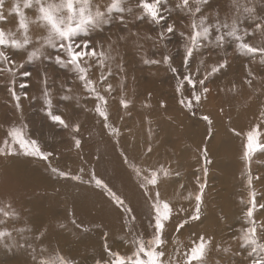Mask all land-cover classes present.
<instances>
[{"label": "bare ground", "instance_id": "1", "mask_svg": "<svg viewBox=\"0 0 264 264\" xmlns=\"http://www.w3.org/2000/svg\"><path fill=\"white\" fill-rule=\"evenodd\" d=\"M16 1L22 2L23 5L22 10L17 11L16 20L12 24L21 29V33L18 31L16 34L21 42H26V33L33 36L42 35L46 28L41 25L49 26L57 22V10L47 7L48 4H63L67 7V0H40L37 11L32 7L37 3V0ZM135 1L137 4L138 0ZM71 2L74 4L72 14L77 17L84 15L83 5H80L79 0H71ZM87 2L90 3V0ZM177 2L178 0H166V3L161 6L170 14L175 15L169 24H180L177 31L180 34L184 33L185 36L190 35L192 19L186 11L176 7ZM241 3L255 8V20L243 13L242 9L237 11L233 6V0H208L207 4L202 6V12L197 14V17L207 16L208 22L212 24L217 19L220 21L227 19L230 23L232 18L238 17L241 29L252 31L256 23L264 21V15H262L264 0H241ZM105 7L103 6L101 9L103 10ZM215 7L218 11H211ZM26 9L28 10L26 11ZM33 11L34 16H30L29 13ZM113 12L115 11L113 10ZM41 14L47 19L46 23H33L31 18L36 15L43 17ZM69 14L67 11L66 17L63 18L65 21ZM122 14L126 16L123 18L129 19L127 21L129 27L126 32L116 29L106 37L109 42H111L110 39H113L111 43L115 45L109 46L108 44L110 48L108 51L114 58L111 61H105L103 73L107 79L101 82V68L95 59L85 57L88 63H81L89 68L88 78L93 80L97 90L106 97L105 107L109 114L108 123L118 129V132L111 133L109 129L104 128L103 118L98 117L95 112L98 101L92 95L89 98L86 97L90 93L85 90L84 86L81 87L83 82L79 79L74 81L71 92L68 94L58 93L59 97L71 96L69 100L62 99L67 104L65 109H68L63 111L65 113V117H63L69 124L67 129L62 126L56 128L55 124L50 122L41 125V119H38L37 122L33 119L28 124L27 116L32 115L28 104L31 100L36 103V107L40 109L43 117L46 112L45 108L42 109L40 100L35 98L36 95L27 98V100L22 99L20 110L24 114L22 116L27 123V128L25 127L26 130H23L24 126H20V128L23 133L30 134V138L37 139L43 150L51 152L53 158L50 159H54V161L49 165L45 160L25 156L19 151L14 155H0V208L15 213L7 218L0 215V219L5 220L4 224H0V230L7 229L11 233V236L0 239V264H39L41 260L59 256L72 261L73 264H96L98 259L105 261L108 258L105 254V243L110 246L111 250L115 248L116 252L121 255H131L136 247L132 243L133 237H142L147 243L154 233V214L151 208L153 200L151 197H154L157 191L167 192V202L174 208L173 217L165 222L166 244L163 246L165 261L176 264V261L179 260L182 264L183 260L180 255L190 252V249L199 243L200 236L212 241L211 248L206 252L204 258L205 264H216L218 254L224 253V247H221L219 243L218 228L213 221L216 220L214 219L216 215L209 207V202L205 206L206 211H203V206L201 207V219L189 220V223L183 228L178 227L194 211V197L197 191L199 192L197 184H193L195 187L177 186L179 189L169 192V183L168 185L166 183L168 181H158L156 188L149 186L150 197H146L140 188L135 189V187L143 182V176L148 172L158 170L159 163L166 164L167 160L180 154L183 148L194 145L191 142V129L184 124L174 125L180 117L176 119L174 117L177 115L176 111L168 110L166 104L168 105L170 99H162L165 91H170L172 94L176 92L177 86L186 72L190 71L198 80L207 76L204 86L210 91L206 97L208 101H211L210 105L213 107L211 114H215V109L219 112L215 117V122L220 127L224 124L223 116L230 115L236 116L239 121L236 124L244 122L246 130L252 124L258 126L261 125L260 122L263 123L264 113L262 114L260 105L264 102V65L261 64V54L239 53L235 47L236 42L231 38H227L222 47H214L202 40V48L198 53H194L190 60L191 67L186 69L183 64L185 36H182V47L178 48V51L182 52L179 54L180 61H175L169 50V45H166L167 33L162 30L160 24H156L150 19L139 23L141 18L147 17L139 8L133 9L131 14L127 11ZM184 16L186 21L183 23L179 18H184ZM162 31L166 33L163 40L159 38V33ZM222 31L224 30L222 29ZM22 33L25 36H22ZM81 34L84 36L83 33ZM215 34L213 30V38ZM247 41L260 46L264 43V38L258 34L255 38L246 37L245 42ZM231 42L234 45L229 51L228 45ZM93 47L97 48L94 50L98 53L102 51L100 44ZM171 47L173 48V46ZM48 48L47 46L42 50ZM166 54L173 58L172 64L177 68L178 76H181L180 78L176 76L179 78L177 80L174 74H171L168 65L163 62L158 65L144 63L145 59L162 61ZM252 57L255 59H251ZM17 60H20L21 63L24 59ZM200 60L204 61L203 65L200 64ZM224 60H227V67L215 74L208 75L212 65ZM37 66L38 69H42L43 63L40 61ZM109 68L111 75H108ZM249 72L252 73V76H249ZM250 78L253 81L248 84L247 80ZM212 81L214 85H210ZM108 84L112 85L111 92L105 91ZM45 87L47 85L43 82L41 86L38 85L37 90H44ZM200 91V86L197 84V92ZM2 92L4 93V91H0V147L5 146L6 140L10 145L12 143L7 138L10 136L7 134V130L5 131V126L9 128L16 126L13 125L15 117L12 120L9 115L11 110L9 101H4ZM147 96H150L151 99L147 100ZM121 99L128 102V108L122 107ZM5 100H9V97H6ZM54 101L57 105L58 98ZM161 102L164 106L161 105ZM68 113L73 114L71 119H68ZM183 122L185 121L183 120ZM76 124L80 125V130L78 133H73L71 128ZM172 125L174 128L171 127ZM263 126L264 124L261 128ZM87 135L89 138L85 139ZM229 135L228 133V141L224 138L221 142L223 150L230 148L229 150L237 155L236 140ZM74 136L81 140L79 149L75 147ZM178 139L184 141L185 147L175 144ZM232 142L234 143L230 147ZM14 146L13 148L19 149ZM149 148L151 151L148 150ZM121 153L128 158V164L123 162L124 156ZM70 162L74 165H69ZM133 164L141 169L140 176H137L133 171ZM86 165H92L88 166V173H86ZM227 166L228 164L221 162L216 171L222 172ZM53 167L69 172L71 175H80L83 180L90 179L94 169L97 176L103 178L114 188V191L126 198V206L131 207L133 210L131 215L135 216L134 222H131V228L128 227L129 214L112 204L100 189L95 188L94 185L74 181L70 177H60L51 171ZM81 169L84 171L81 172ZM173 182L171 181L172 186H174ZM124 183L128 184L130 188L124 187ZM117 184L122 186L119 187ZM162 198L165 197L161 196ZM205 199V195H203L202 201ZM181 208L184 211H179ZM73 219L81 227L74 225ZM42 231L45 233L43 236L40 235ZM105 235H107V239L103 240ZM120 241L125 242L126 245L123 247L116 245ZM127 244L133 248V251L127 252L126 250L124 252V249H127ZM226 248L231 251L235 248V244L230 243ZM33 255L36 256L35 260ZM183 257L185 258L184 255ZM141 258L147 259L143 254H141ZM193 264H197V262L193 261Z\"/></svg>", "mask_w": 264, "mask_h": 264}, {"label": "snow or ice", "instance_id": "2", "mask_svg": "<svg viewBox=\"0 0 264 264\" xmlns=\"http://www.w3.org/2000/svg\"><path fill=\"white\" fill-rule=\"evenodd\" d=\"M208 0H178L176 7L186 11L191 19V34L185 36L184 33H181L182 36H185L183 49V64L187 69L189 67V63L194 53H198L202 48L201 41H207L209 45L214 47H222L226 42L227 38H231L235 43V47L241 54H251L255 55L256 53L261 54V64L264 65V43L260 46H256L252 43L245 42L246 37H257L264 38V21L260 23H256L255 27L252 31L248 29H241L238 17H234L231 19L229 23L227 19L224 21L216 20L214 24L208 22V17L204 15H200L197 17V14L202 12V6L206 5ZM83 8L82 11L84 15L77 17L73 15L74 4L71 0H67V7L63 4L54 5L48 4L47 7L55 8L57 15V22L55 24L49 25L48 36L44 38L43 43L39 46H35L31 41L28 42H13V39L9 35V39L7 43H0V46H8L10 45L13 49H26L27 46L33 45L34 50L27 53V61L32 62L36 59H39L41 54V49L46 46L49 48L56 49L58 47L59 42V50H61L66 59L61 55L57 54L54 57L55 63L62 68H69L72 72H74L79 81L83 82V86L85 90L90 93L98 103L95 106V112L103 118L104 120V128L109 129L111 133L118 132V129L114 128L110 123H108L109 114L105 105L107 104L106 97L102 95L94 85L93 80L88 78L89 68L85 67L81 64V60H84L85 57L89 59H95L101 68V82L107 79V76L104 75L103 69L105 66V61H111L112 55L110 51H101L97 53L95 50L90 49V44L85 41L83 44H77L73 42V37H76L78 34L83 33L86 37L89 34L90 30L98 29L103 24H107L110 21V16L105 14V11L101 9V7L96 6L93 9V6L87 2V0H82ZM129 3V0H112L110 6H107V13H112L113 10L116 12L123 13L127 11L129 14L133 12L131 7L125 8L123 5ZM166 0H138L136 7L142 10L143 14H146L152 22L156 24H160L164 17L161 15V5L165 4ZM233 6L237 11L242 9L243 13H246L253 20L255 17V8L248 6L246 3H241V0H233ZM28 9H26L27 11ZM60 11H68L69 17L67 21L60 17ZM123 19V18H122ZM222 29L224 31H222ZM215 31V36L213 38L212 33ZM174 31V25L169 24L166 27V33H172ZM164 31L159 33V38L163 40L165 38ZM81 49V50H77ZM172 57L170 55H164L161 60L158 59H145V64L158 65L161 62L168 65L170 70L173 73H176L178 70L172 64ZM88 61L84 60V64H87ZM204 61L200 60V64L203 65ZM0 64H14L16 69L23 67L22 64H17L14 60L11 59L9 55L6 54L4 50H0ZM227 67V60L223 62L214 64L211 66L210 72L208 75L215 74L219 72L221 69ZM2 71H13L12 68L6 67L0 69ZM122 70V69H121ZM199 72V69H197ZM111 69L109 68L108 75H111ZM15 75V72H13ZM24 76H30L31 73L25 71L23 73ZM249 76H252V73L249 72ZM207 76L203 79H196V76L189 72H186L182 76V80L177 87V92H180L181 99L179 103L183 105L189 111H192L195 107V104H199L202 100V97L206 96V94L210 91L205 85V80ZM190 86L191 93L190 97H186L184 95V84ZM46 83V81H45ZM248 84H251L252 81H247ZM197 84H199L201 91L197 92ZM22 88H26V85H21ZM112 85L108 84L105 91L111 92ZM13 100L15 101L14 106L17 109L21 108V97L16 94L14 89H10ZM68 92H71V89H68ZM26 98V94H25ZM64 100L71 99L70 95H64L61 97ZM79 99V97H77ZM43 101L46 106L44 109L46 112V116L50 118V120L54 124H58L63 128H69V124L66 122L64 118L60 114H54V105L51 99L50 91L47 87L43 90ZM195 101V104L193 103ZM120 104L124 108H128V102L124 99H121ZM163 105V102H161ZM204 121L207 122L209 126L212 125L213 121L210 119L208 115H204L202 117ZM80 130V125L76 124L71 128L73 133H78ZM239 134V133H237ZM8 135L11 137L12 144L19 145V149H15L5 141V146L0 147V155H14L17 151L21 152L25 156L36 157L41 160H49L52 156L51 152L45 151L42 149L40 142L37 139H33L30 137H26L23 133L22 128L12 127ZM264 135V133L259 132V126L253 128L251 131L247 133L246 137V145L244 150V158L245 160H250L252 154L257 151H264V144L259 143V137ZM75 147L79 149L81 147V140L73 137ZM151 151V149H148ZM124 156L123 153H121ZM205 157V163H210L211 161L207 159V150L205 149L203 152ZM123 162L125 164L129 163V160L126 156H124ZM133 171L137 174V176L141 175V169L136 167V165H132ZM51 171L60 177H70L74 181H80L81 183L94 185L95 188L100 189L108 198L109 201L114 204L117 208L123 209L125 213H128L130 216V222L128 227L131 228V222H134L135 216H132V209L129 206H126V198L122 195L118 194L113 188L106 182L103 178L97 176L95 170H92L90 179L83 180L80 175H71L69 172L60 171L58 168H51ZM81 172L84 169L80 170ZM204 172H207V168L204 169ZM161 174L165 177L170 175L169 170L165 169L161 166L158 170H151L147 175L143 176V182L139 185L140 189L143 190V194L146 197H150L149 186L156 187L158 185V181L160 179ZM248 184L251 186L252 178L249 176ZM205 188L204 183H200L199 192L195 195V208L194 211L185 218L179 225V228H183L186 224L191 221H197L200 219L201 213V204L203 191ZM252 199L250 201L251 207H248L246 212V218L248 220V224L250 225L242 234L241 240L245 245L250 247L249 256L254 257L252 259V264H264V242H261L260 238L257 236V228L260 227L264 229V223L257 225V223L253 220L254 209L257 207V201L255 199L256 193H251ZM153 203L151 204V208L154 214V233L145 243V240L137 237H133L132 243L136 245L134 252L131 255L124 256L119 252H113L110 249V246L105 243L104 248L105 252L110 257L107 261L97 260L96 264H170V261H165L163 258L165 256V252L163 251V246L166 244L165 240V227L167 221H169L173 217L174 208L170 205L169 202L162 200L160 192L157 191L154 197H151ZM260 208H264V203L259 204ZM179 211H184V209H179ZM0 215L7 218L10 215H15L14 212H9L0 208ZM5 220L0 219V224H4ZM72 223L77 227H81V225L77 224L76 220L73 219ZM87 230V229H85ZM45 233L42 231L40 233L43 236ZM11 236V233L5 229L0 230V239ZM212 241L204 236L199 237V243L195 244L190 249V252L184 253L185 259L182 264H193V261L197 262V264H205V256L206 252L210 250ZM159 249V250H158ZM43 251V250H42ZM223 251L228 252L229 248H224ZM35 252V249H33ZM141 254L147 257V259H142ZM33 259H36V256L33 255ZM39 264H73L72 261L65 259L63 256H59L53 259L41 260ZM176 264H181L179 260L176 261Z\"/></svg>", "mask_w": 264, "mask_h": 264}, {"label": "rangeland", "instance_id": "3", "mask_svg": "<svg viewBox=\"0 0 264 264\" xmlns=\"http://www.w3.org/2000/svg\"><path fill=\"white\" fill-rule=\"evenodd\" d=\"M111 2L112 0H98L97 2L96 0H90V4L93 6V9L96 6H99L101 8L103 6H106L105 8H103V10L105 11L106 15H109L111 17L110 21L107 24L101 25V27L98 29L90 30L89 32L93 33H89V35H87L86 37L82 36V34H78L76 38H73L74 43L83 44L85 41H87L91 46L89 51L97 49L93 46H98L100 44L102 51H108L110 49L109 46L114 44L111 43L113 39H110L111 42H109L106 37L109 36L110 33H113L116 29H121L124 33L126 32L127 28L129 27L127 25V21H129V19L123 18L126 16H123V14L121 15L120 12H116L115 10V12H112L110 14L107 13V6H110ZM149 2H151V0H149ZM79 3L80 5H83L82 0H79ZM22 5V2L18 3L16 1L15 3L10 5L8 0H0V43L8 42L9 31L14 33V35L11 36L12 38H14L13 42H21V40H18V35H16L18 31H21V29L18 26H13L12 22L16 20L17 11L22 10ZM136 5L137 4L135 0H129V3L123 5V7H131L132 9H138ZM211 11H218L217 7L211 9ZM29 15L34 16V11L30 12ZM59 15L61 18H65L67 15V11H61ZM161 15L164 17V19L161 21L160 26L162 27V30L166 31V27L169 25L170 21L175 15L170 14L162 6ZM262 15H264V11ZM42 16L44 18L40 15H36V23H46L47 19H45L44 15ZM148 19H150V17L145 16L144 18H141L139 20V23ZM179 19L181 22L186 21L185 16L184 18L180 17ZM174 25V31L172 33H167L165 40L166 45H169V50L174 56V60L180 61L181 56L179 54H181L182 52L178 51V48L182 47V35L179 33V31H177V28L180 27V24ZM47 31L48 30L46 29L45 33L39 36H33L31 34L26 33V42L31 41L35 46H39L43 43L42 40H44V38L48 36ZM22 36H25V34L22 33ZM57 43L58 47L56 49L48 48L47 50H42L47 47L45 45V47L41 49L39 59H36L32 62L27 61V53L34 50L33 45L27 46L26 49L19 50H14L13 48H11L10 45L0 46V50H4L6 54L9 55L11 59L14 60L17 64L24 65L23 68L21 67L19 69H16L14 64H0V69L6 67H10L13 69V71L0 70V91H4V93L2 92L4 94V96L2 97L4 101H9V106L11 108L9 115L11 119L15 117L13 121V125H16L15 127L20 128V126H24L23 130H26L25 127L27 128V123L30 124L33 119L36 122L38 121V119H41V125L48 122L54 124L51 120H48L50 118L45 116L46 114L44 115V117L42 116L40 109L36 107V103L33 100L28 103L30 105V111L32 115L27 116L25 114V116H27L28 118L26 123L25 119L22 116L24 115L22 114V111L14 106L15 101L13 100L10 92V89L15 90L16 94L21 97V104L23 102L22 99L27 100V98L36 95L35 98H38L40 100V105L43 109L46 108L43 101V90L39 91L37 90V88L39 84L41 86L43 82L45 83V81L47 88L50 91L51 99L53 101L54 114H60L62 118L65 117V113H63V111L67 104L62 100L61 97H59L58 93L61 92L63 94H68V89H72L74 87V81L78 79V77L74 72L70 70V67L62 68L55 63L54 57L57 54L61 55L65 59L67 58L65 54L61 50H59V42ZM233 45V42L229 43V51L233 48ZM171 46H173V48ZM19 58H22L24 60L20 63V60H17ZM251 59H255V57H252ZM84 60L86 59L84 58ZM84 60H82V64ZM40 61L43 63L42 69H38L37 66L38 62ZM191 64L192 63L190 61L188 68L191 67ZM25 71L31 73V75L24 76L23 73ZM13 72H15V75H13ZM171 74H174L175 77L179 75V73L176 72L175 74L172 71ZM178 77L180 78L181 76ZM178 77H176V80L179 79ZM249 80L253 81L251 78L247 81ZM21 85H26L27 87L22 88ZM210 85H214L213 81L210 82ZM81 87H83V85H81ZM183 91L186 97H190L191 88L186 84V82L184 84ZM6 97H9V100H5ZM86 97H91V94H88ZM57 98L58 102L56 105L54 100H56ZM148 99L150 100L151 97L147 96V100ZM162 99H170L168 105L166 104L168 110L171 112L176 111L177 115L174 116L176 119L180 117V119L176 121L174 125L179 126L180 124H184L186 127L191 129V142H193L194 145H192L191 147L190 145H188V147L186 146V148H183L180 154H178L177 156H173L172 158H170V160H167L166 164L159 163L158 169L163 166L170 172V175H168L167 177L161 174L159 181H168L166 183L167 185L169 183V192L175 189H179V187L177 186L195 187V185L193 184H197L199 186L200 183H204L205 188L203 191V195H205L206 199L208 196V199L207 201L206 199L202 201L201 207L203 206V211H206L205 206L209 202V207L215 212L216 217L214 219L216 220L213 221L216 225V228H218L217 234L219 237L220 246L226 248L230 243L235 244V248H233L231 251H224V253L218 254L216 264H252V259L254 257L249 256L250 247L243 243V241L241 240V236L243 232L250 226L246 218V212L248 207H251L250 201L252 199V192L256 193L255 199L257 201V207L254 209L253 213V220L257 223V225L264 223V208L259 207V204L264 203V151H260L258 149L252 154L250 160H245L243 153L247 142V133L253 128H256L257 125L253 126L252 124L250 128L246 130V128L244 127L246 126L244 122L241 121V123L238 125L236 124V122L239 121L236 116L233 117L230 115L223 116L224 124L220 127L215 122V117L219 112L217 109H215V114H211L213 107L212 105H210L211 101H208L206 96L202 97V100L199 104H195V101L193 102L195 104V107L192 111H189L179 103V100L181 99V94L180 92H177V89L176 92L173 94L170 91H165L163 93ZM260 106L262 107L263 114L264 102ZM141 111L145 112L144 110ZM204 115H208L213 121L211 126H209L207 122L202 119ZM72 116L73 114L68 113V119H71ZM97 116L99 117V115ZM183 120L185 122H183ZM262 121L263 123L260 122L261 125H258L260 133H264V126L261 128L262 124H264V117ZM55 126L56 128L61 127L58 124H55ZM151 127H154V125H151ZM171 127L174 128L173 125ZM10 129L11 128L5 126V131L7 130V134ZM32 132L34 133V131ZM227 132L236 140L238 150L237 155L234 152L230 151V148L228 150H223V145L221 144V142H223L224 138H226L227 141L229 140ZM33 133L31 134L33 135ZM25 135L26 137L30 136V134L28 133ZM7 138L11 140L10 137ZM86 138L88 139L89 136L87 135L85 139ZM183 142V140L178 139L175 144L185 147ZM233 143L234 142L231 143L230 147H232ZM259 143L264 144V135H261L259 137ZM11 145L12 147L15 145L19 148V145L12 143ZM205 149L207 150L208 154L207 159L211 161L210 163H205V157L203 155ZM50 158L53 157L51 156ZM50 158L46 161L49 165H51V162L54 161V159ZM221 162L228 164V166L224 169V171L218 173V171L216 170H218V167L220 166ZM69 165L73 166L74 164L72 165L70 162ZM88 166L92 165L85 166L87 168L86 173H88ZM205 168H207L206 173L204 172ZM249 176H251L252 178L251 186H249L248 184ZM171 181H174V186H172ZM117 185L119 187L122 186L121 184ZM123 186L130 188V186L126 183H124ZM139 188L140 187L138 185L137 187H135V189ZM160 195L165 197L162 198V200L168 201V199H166L168 197L167 192L162 191ZM257 236L258 238H260L261 242H264V229L258 227ZM106 237L107 235L103 237V240H106ZM116 245H119V247H123V245H126V243L120 241ZM114 250L115 252L117 251L115 248L111 251ZM126 250L127 252H131L133 251V248L129 247V245L127 244V249H124V252ZM183 255L180 256L181 259L184 261L185 258L183 257ZM109 259L110 257L108 256L105 261Z\"/></svg>", "mask_w": 264, "mask_h": 264}, {"label": "clouds", "instance_id": "4", "mask_svg": "<svg viewBox=\"0 0 264 264\" xmlns=\"http://www.w3.org/2000/svg\"><path fill=\"white\" fill-rule=\"evenodd\" d=\"M9 4H13L16 2V0H8ZM40 3V0H37V3L33 4L32 7L34 10H37L38 11V4ZM32 22L35 23L36 22V17H32L31 18ZM41 27H45L48 31H49V26H46V25H41ZM9 35L10 36H13L14 33H12L11 31H9Z\"/></svg>", "mask_w": 264, "mask_h": 264}]
</instances>
